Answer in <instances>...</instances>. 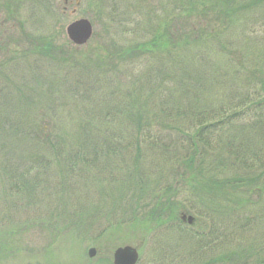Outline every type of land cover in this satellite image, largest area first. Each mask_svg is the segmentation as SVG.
<instances>
[{"label":"trees","instance_id":"1","mask_svg":"<svg viewBox=\"0 0 264 264\" xmlns=\"http://www.w3.org/2000/svg\"><path fill=\"white\" fill-rule=\"evenodd\" d=\"M169 1L180 5L185 22H178L185 27L179 24L162 34L155 29L150 41L121 48L117 64L105 75L99 73L98 62L99 72L93 69L96 74L88 76L90 84L114 108L78 109L71 137L62 130L64 142L53 148L58 158L59 148H65L67 169L76 177L92 163L109 170L110 180L124 186L114 200L131 202L132 208L125 209L117 224L167 222L177 216L179 204L191 202L193 208H200L199 216L218 220L217 229L228 231L224 221L237 218L240 222L233 226L238 225V234L252 239L235 245L231 235L220 232L217 241L226 243L225 247L220 244L221 252L231 246L241 264H264V226L257 225L252 236L255 228L247 222V218L253 224L264 221V48L259 49L264 44L254 39L248 46L237 39L241 33L246 39L257 37L251 28L264 19V0ZM96 3L102 11L100 1ZM138 3L147 4L146 0ZM51 48L49 44L47 50ZM215 52L224 58L223 63L214 61ZM120 60L132 61L124 69L129 65L134 70L135 62L148 65L132 82H120ZM228 85L230 92L225 91ZM109 88L112 92H105ZM254 88L260 90L253 93ZM5 123L13 138L35 139L32 148L39 147L40 139L46 143L57 137L43 127L38 131L33 125L32 130L19 119ZM227 127H236L234 134L226 132ZM19 163L6 176L9 187L23 196L32 194L41 182L34 174L39 167L26 163L19 168ZM184 191L192 196L183 198ZM77 212L78 218H84L71 224L76 234L83 235L87 231L83 220L91 212ZM98 215L94 211L89 216L90 228L101 227Z\"/></svg>","mask_w":264,"mask_h":264},{"label":"rangeland","instance_id":"2","mask_svg":"<svg viewBox=\"0 0 264 264\" xmlns=\"http://www.w3.org/2000/svg\"><path fill=\"white\" fill-rule=\"evenodd\" d=\"M9 1L14 2L13 16L0 13V264H114L115 250L126 245L139 250L138 264H241L233 256L231 246L221 252L222 243L217 241L220 232H227L229 238L231 235L235 245L252 240L238 234V225L233 226L235 221L240 222L237 218L224 221L228 231L217 229L218 220L199 216V207L184 202L176 208L177 216L167 222L157 224L150 219L117 224L125 209L132 208L131 202L114 200L124 186L110 180L109 170L92 163L85 174L76 177L67 169L65 148H59L60 158L53 148L64 142L60 139L62 130L71 137L78 109L114 108L115 104L110 106L90 84L88 76L96 74L93 69L99 72L98 62L99 73L105 75L117 64L121 48L144 44L152 39L155 29L162 34L178 26V20L185 22L180 5L175 2L172 5L169 0H146L147 4L138 0H99L102 8L99 11L97 0H80L79 4L73 0L69 5L65 0ZM210 12L218 18L214 11ZM81 18L93 23L94 34L86 44L78 46L71 42L67 27ZM257 23L251 28L257 37L246 39L241 33L237 36L239 42L251 46L254 39H259L264 44V19ZM180 25L185 27L184 23ZM49 44L51 50H47ZM262 48L264 45L259 47ZM213 55L216 63H223L224 58L218 52ZM130 62H118L120 82H132L148 65L146 61L135 62L134 70L129 65L124 69L125 63ZM226 89L230 92L229 85ZM259 90L254 88L252 92ZM10 119H19L32 130L33 125L38 131L46 128L57 137L46 143L40 139L36 145L39 147L32 148L37 143L35 139H16L10 135L9 123L5 126ZM235 131L236 127L226 128V132ZM50 142L52 146L48 145ZM15 161L20 162L19 168H25L26 163L39 167L34 174L41 182L32 194L23 196L9 187L11 181L6 176L14 172ZM115 161L118 172L119 158ZM191 196L190 191H184L183 198ZM77 210L91 214L98 211L101 227L88 226L90 214L83 220L86 234H76L71 223L84 218H78ZM184 212L195 217L192 227L182 221ZM53 214L62 217L54 218ZM247 222L255 228L250 232L252 236L258 230L257 225L264 226V221L253 224L247 218ZM91 248L97 251L93 257L89 255ZM220 256L224 259L220 260Z\"/></svg>","mask_w":264,"mask_h":264},{"label":"water","instance_id":"3","mask_svg":"<svg viewBox=\"0 0 264 264\" xmlns=\"http://www.w3.org/2000/svg\"><path fill=\"white\" fill-rule=\"evenodd\" d=\"M67 32L69 38L76 44L82 45L85 44L92 36L93 25L89 19H79L71 23ZM1 52V48H0ZM183 219H186V215L183 216ZM189 221H193V217H189ZM96 248H91L89 251L90 257H93L96 254ZM139 261V252L138 250L130 245L119 247L114 253V264H137Z\"/></svg>","mask_w":264,"mask_h":264},{"label":"flooded vegetation","instance_id":"4","mask_svg":"<svg viewBox=\"0 0 264 264\" xmlns=\"http://www.w3.org/2000/svg\"><path fill=\"white\" fill-rule=\"evenodd\" d=\"M66 2L67 4H70L73 2V0H66ZM11 6H14V2L11 3L9 0H0V13L4 11L7 12V15L13 16V11Z\"/></svg>","mask_w":264,"mask_h":264}]
</instances>
